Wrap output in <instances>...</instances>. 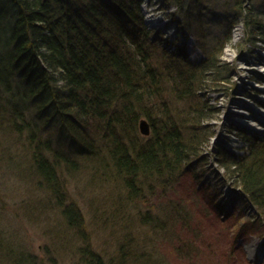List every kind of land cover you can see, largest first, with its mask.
I'll list each match as a JSON object with an SVG mask.
<instances>
[{"label": "trees", "instance_id": "trees-1", "mask_svg": "<svg viewBox=\"0 0 264 264\" xmlns=\"http://www.w3.org/2000/svg\"><path fill=\"white\" fill-rule=\"evenodd\" d=\"M142 1L0 0V124L27 129L29 172L58 207L63 204L71 228H79L81 216L63 200L62 175L81 161L91 162L101 181L116 182L135 203H147L159 184L172 185L191 171L202 183L194 162L207 159L203 152L214 135L208 121L216 116L206 95L214 83L226 81L221 74L227 65L210 57L188 60L184 47L194 29H185L172 14L173 38L161 39L145 22ZM164 1L183 12L204 9V0ZM216 22L226 27L218 52L238 24L246 45L264 43V0H232ZM144 118L150 132L142 136L138 123ZM245 136L242 154L221 146L214 156L223 168L220 177L230 181L232 199L247 205L246 222L264 233V136ZM215 181L210 183H222ZM211 200L223 212L224 202L216 195ZM153 207L138 210L140 223L148 217L158 223ZM178 209L160 221L175 225ZM231 210L223 215L234 216ZM85 249L86 264L135 260L121 247L117 262Z\"/></svg>", "mask_w": 264, "mask_h": 264}, {"label": "rangeland", "instance_id": "rangeland-1", "mask_svg": "<svg viewBox=\"0 0 264 264\" xmlns=\"http://www.w3.org/2000/svg\"><path fill=\"white\" fill-rule=\"evenodd\" d=\"M228 1L232 0H204L198 14L174 5L167 8L164 0H143L140 6L148 26L159 31L161 39L173 38L172 14L185 29H194L184 47L188 60L210 57L227 65L221 74L226 81L214 83L206 95L216 116L208 121L214 125V135L203 152L207 159L194 162L202 183L192 178L191 171L172 185L159 184L147 203H135L116 182L101 181L91 162L81 161L74 171L67 168L62 175L63 200L73 203L81 216L79 228H71L61 211L63 204L58 207L56 197L29 172L27 129L12 131L0 124V264H86L85 247L105 262H117L121 247L135 258L133 264H264V233L246 222L247 205L232 199L230 181L220 177L223 168L214 156L221 146L242 154L245 133L264 136V68L260 71L264 43L246 45L238 24L228 45L217 51L226 27L216 21ZM163 24L169 31L163 30ZM217 179L222 183H210ZM215 195L224 202L223 212L213 205ZM152 204L156 207L151 214H157L158 223L149 217L150 222L140 223L138 210L143 213ZM233 207L234 216L223 215ZM176 208L181 217L175 225L160 221L176 213Z\"/></svg>", "mask_w": 264, "mask_h": 264}, {"label": "water", "instance_id": "water-1", "mask_svg": "<svg viewBox=\"0 0 264 264\" xmlns=\"http://www.w3.org/2000/svg\"><path fill=\"white\" fill-rule=\"evenodd\" d=\"M139 131L142 135H147L150 132V126L148 124V121L144 119H140L138 123Z\"/></svg>", "mask_w": 264, "mask_h": 264}, {"label": "bare ground", "instance_id": "bare-ground-1", "mask_svg": "<svg viewBox=\"0 0 264 264\" xmlns=\"http://www.w3.org/2000/svg\"><path fill=\"white\" fill-rule=\"evenodd\" d=\"M261 67H262V68H261V70H260V71H263V68H264V66H263V65H261ZM148 220H150V219H148ZM148 220H147V221H148ZM151 220L153 221L154 219L152 218Z\"/></svg>", "mask_w": 264, "mask_h": 264}]
</instances>
